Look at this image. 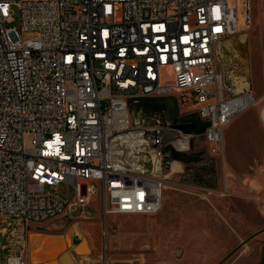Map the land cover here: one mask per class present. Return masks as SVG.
<instances>
[{"label": "built area", "instance_id": "2783aa9c", "mask_svg": "<svg viewBox=\"0 0 264 264\" xmlns=\"http://www.w3.org/2000/svg\"><path fill=\"white\" fill-rule=\"evenodd\" d=\"M250 11L251 0H0V214L41 223L95 204L105 225L158 214L171 152L200 135L167 108L135 118L131 103L174 98L179 117L209 121L203 136L222 155L226 126L254 100L236 94L222 43L248 30ZM62 183L73 200L48 190ZM96 264L117 263L103 251Z\"/></svg>", "mask_w": 264, "mask_h": 264}, {"label": "rangeland", "instance_id": "374dc122", "mask_svg": "<svg viewBox=\"0 0 264 264\" xmlns=\"http://www.w3.org/2000/svg\"><path fill=\"white\" fill-rule=\"evenodd\" d=\"M14 14V25L20 26L16 7ZM250 14L252 24L236 36L245 39L246 34V49L251 45L249 85L246 90L235 86L236 94L244 91L253 96L248 110L264 104V0H251ZM233 65L229 81L235 83L239 75L237 64ZM164 76L171 79L168 68ZM194 108L191 100L182 105L183 110ZM130 109L135 118L157 112L139 101ZM254 110L238 114L226 126L222 155L211 151L203 135L195 138L190 151L181 153L183 160L173 159L176 151L171 152V160L182 166L167 179L163 207L156 215H110L105 225L95 204L79 207L67 218L41 223L0 214V264L10 254L28 255L31 233L62 234L47 240L40 253L33 252L35 262L55 257L65 245L76 264H83L84 258L96 264L103 251L117 264H135L140 255L145 264H264V141L255 144L264 138V129ZM202 189L213 191L208 200L201 198ZM48 190L70 200L75 196L67 183ZM75 233L86 237L94 252L89 254L84 247L75 252Z\"/></svg>", "mask_w": 264, "mask_h": 264}, {"label": "crops", "instance_id": "0c3cea01", "mask_svg": "<svg viewBox=\"0 0 264 264\" xmlns=\"http://www.w3.org/2000/svg\"><path fill=\"white\" fill-rule=\"evenodd\" d=\"M236 36L230 37V38L226 39L225 41H223L222 48L224 50V53L226 54V60L228 62L229 67H230V64H232V65L235 63L237 64V67L235 69L236 71L234 69H233V71L238 73L239 78L238 79L236 78V80L233 81V82H235V83H232L233 87L235 88V86L237 87L240 85L241 89L243 88L246 90L247 85H249L248 76L250 74V71L252 70V67L249 65V61L251 62V45L248 44L249 49L248 48L246 49V42H247V39H246L247 35L246 34H245V36H246L245 39L242 38V36H241V39L237 38ZM240 42H241V52L238 51V43H240ZM245 50H247V51H245ZM233 68H235L234 65H233ZM230 72H232L231 69H230ZM235 90H236V88H235ZM240 93H241V91H240ZM262 107H264V104L262 106H260L258 104L256 107H252L251 109L255 108V110H254L255 111L254 112L255 117H256L257 121H259V123L262 125V128L264 129V123H263L261 116H260V111H261ZM251 109H249V110L245 109L243 112L248 113ZM262 141H264V138L255 142V144H257L258 142H262ZM82 239H81V237H79V235H77V233H75V238L73 241L74 246L76 243L79 244L82 241ZM89 245H90V248L92 249V252H94V249L90 243H89ZM71 255L75 260V257L73 256L72 253H71ZM27 257L29 260V264H41L40 262H35L31 259V251H29ZM53 258H55V257H53ZM49 259H51V258H49ZM53 263L54 264H61L60 255H58V257H56V259Z\"/></svg>", "mask_w": 264, "mask_h": 264}, {"label": "water", "instance_id": "95a60500", "mask_svg": "<svg viewBox=\"0 0 264 264\" xmlns=\"http://www.w3.org/2000/svg\"><path fill=\"white\" fill-rule=\"evenodd\" d=\"M166 105H167V115L169 119L174 122L178 123L180 121V124H177L176 126L183 130L185 133L189 134H196V135H203L205 133L206 128L210 125L209 121L207 120H201L198 113H190L187 115H184L182 117H179V111H178V105L174 98H167L165 99ZM85 238L82 239V241L74 247V251L77 252L80 248V246L85 243ZM89 254H91V249L88 250ZM81 255V254H80ZM64 257L70 258L68 260H64ZM60 260L61 264H76L77 262L74 261L73 257L70 253L67 251H64L60 254Z\"/></svg>", "mask_w": 264, "mask_h": 264}, {"label": "bare ground", "instance_id": "6f19581e", "mask_svg": "<svg viewBox=\"0 0 264 264\" xmlns=\"http://www.w3.org/2000/svg\"><path fill=\"white\" fill-rule=\"evenodd\" d=\"M251 102H252V100H249V104H251ZM260 116H261V119H262V121L264 123V107H262V109L260 111ZM179 169H181L180 164L178 162H174L173 165H172V170L169 171L168 174H167V178H169L173 172L179 171ZM135 217H138V216H135ZM61 235H55V234H42V235H40V233H34V234L31 233L30 236H29V251H31V259L33 261H35L34 260V256H33V252L40 253L45 248L47 240H50V239H52L54 237H61ZM85 240H86L85 243H83L80 246V248L84 247L85 251L89 252L88 250L91 249L90 245H89V241H88V239L86 237H85ZM68 244H69V242H68ZM75 246H77V245H75ZM65 248H66V246L62 245L61 251H59L56 254L55 258H51V259L43 258V259L39 260L38 262H40L41 264H53V262L55 261L56 257H58V255H60L62 252L67 251L68 253H70V251L66 250ZM91 252H92V249H91ZM69 259L70 258L64 257V260L70 261ZM74 261L77 262L76 257H75ZM82 261H83V264H90L89 258H84Z\"/></svg>", "mask_w": 264, "mask_h": 264}, {"label": "trees", "instance_id": "16d2710c", "mask_svg": "<svg viewBox=\"0 0 264 264\" xmlns=\"http://www.w3.org/2000/svg\"><path fill=\"white\" fill-rule=\"evenodd\" d=\"M144 108L151 109L154 111L164 110L167 108L165 99L163 98H144L139 101ZM173 159L183 160V156L179 152L173 153Z\"/></svg>", "mask_w": 264, "mask_h": 264}]
</instances>
